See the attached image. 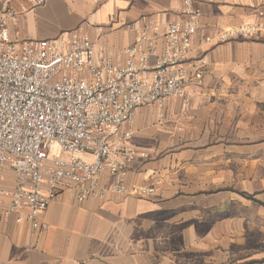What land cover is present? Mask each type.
<instances>
[{
    "label": "crops",
    "instance_id": "1",
    "mask_svg": "<svg viewBox=\"0 0 264 264\" xmlns=\"http://www.w3.org/2000/svg\"><path fill=\"white\" fill-rule=\"evenodd\" d=\"M185 1L0 0V15L13 41L80 29L97 54L121 65V49L137 41L145 21L153 18L162 33ZM191 1L201 17L190 56L204 75L189 89L186 118L182 100L169 98L141 107L125 127L146 155L128 163L125 183L153 186L154 195L77 202L64 182L41 214L47 230L0 219V264H264V0ZM241 24L262 29L252 39H218ZM111 182L103 175L98 187ZM0 186L14 187L10 169Z\"/></svg>",
    "mask_w": 264,
    "mask_h": 264
},
{
    "label": "built area",
    "instance_id": "2",
    "mask_svg": "<svg viewBox=\"0 0 264 264\" xmlns=\"http://www.w3.org/2000/svg\"><path fill=\"white\" fill-rule=\"evenodd\" d=\"M27 1L38 6L46 0ZM200 17L186 0L162 33L148 18L137 41L121 49L126 61L120 65L97 54L80 29L52 39L13 41L0 15V181L6 168L14 175L12 189L0 186V219L27 224L33 232L47 230L41 214L64 182L74 185L77 202L108 193L154 195L153 186L125 183L128 163L146 156L130 144L132 133L125 127L141 107H161L169 98L182 100L186 118L189 89L200 85L204 75L203 65L193 64L190 56ZM261 29L260 24H241L222 29L218 39H252ZM150 58H155L151 65ZM103 175L112 182L99 188Z\"/></svg>",
    "mask_w": 264,
    "mask_h": 264
},
{
    "label": "rangeland",
    "instance_id": "3",
    "mask_svg": "<svg viewBox=\"0 0 264 264\" xmlns=\"http://www.w3.org/2000/svg\"><path fill=\"white\" fill-rule=\"evenodd\" d=\"M56 154V148L53 147L52 150L50 151V155L54 156ZM85 157V156H84Z\"/></svg>",
    "mask_w": 264,
    "mask_h": 264
}]
</instances>
